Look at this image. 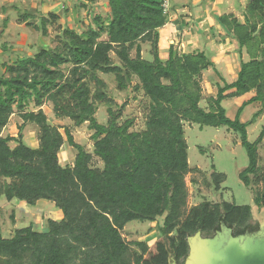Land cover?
<instances>
[{
  "label": "trees",
  "instance_id": "trees-1",
  "mask_svg": "<svg viewBox=\"0 0 264 264\" xmlns=\"http://www.w3.org/2000/svg\"><path fill=\"white\" fill-rule=\"evenodd\" d=\"M107 3L106 17L98 12L85 31L77 33L66 26L53 48L42 47L12 64L0 63V200L28 205L46 200L62 213L60 221H47L46 231H36L31 223L15 229L9 239L2 237L0 225V264H183L187 238L197 232L212 237L221 223L231 228L233 236L264 228L253 219L250 206L203 201L184 210L185 176L200 172L188 164L184 123L226 127L239 135L248 165L238 177L251 190L254 204L264 208V187L257 188L264 184L258 165L264 126L254 142L247 136V128L264 112V0H248L242 19L232 13L215 16L237 43L239 55L243 50L248 60L240 61L232 83L217 85L206 109L200 107L201 75L209 68L216 72L212 55L199 50L181 53L169 45L162 58L158 42L167 23L162 0ZM19 15L23 23L32 20L30 25L43 37L60 18L53 12L39 14L36 24L28 12ZM2 23L6 27L8 18ZM146 44L150 60L142 56ZM3 48L9 50L5 44ZM100 74L113 76L121 92L133 82V90L143 92L149 101L143 130L132 131L131 119L120 122L123 107L112 108L114 102ZM90 83L96 87L93 92ZM248 94L235 118L229 119L222 103ZM47 102L56 118L69 119L75 127L87 123L93 132L92 152L74 141L69 128L64 127L62 134L48 121L41 108ZM97 103L107 106L104 124L96 119ZM255 103L259 110L249 122H241L244 109ZM13 114L22 121L18 135L3 137ZM28 124L38 129L36 148L23 142L22 131ZM11 142L15 147H10ZM65 144L76 155L71 164L62 166L59 152ZM94 158L101 167L93 165ZM210 179L219 191L225 176L212 172ZM159 219L161 240L155 244V255L144 259L148 244L126 242L121 232L132 221ZM11 222L15 224L13 215Z\"/></svg>",
  "mask_w": 264,
  "mask_h": 264
},
{
  "label": "rangeland",
  "instance_id": "rangeland-1",
  "mask_svg": "<svg viewBox=\"0 0 264 264\" xmlns=\"http://www.w3.org/2000/svg\"><path fill=\"white\" fill-rule=\"evenodd\" d=\"M51 6L42 9L36 6L37 0H0V6H11L3 12L0 8V63H14L17 59L31 56L42 47L53 48L56 43L55 38L64 27L74 29L77 33L85 31L92 23V18L98 12L103 16L109 12L107 0H97L91 3L90 0H42ZM79 2H83L81 6ZM248 0H168L166 25L160 29L161 38L158 42L159 52L162 58H166L169 45L181 53H189L193 50H202L212 55L216 72L212 69L204 71L201 75L202 101L200 107L207 108V99L215 97L217 93L216 84L223 85L224 82L232 83L236 79L239 71L240 61H247L248 57L242 50L239 55L237 43L230 39L223 29L217 24L215 16L224 14H234L242 19L243 10ZM76 3V5H75ZM64 5V11L59 13ZM36 6V7H35ZM40 9V10H39ZM28 12L35 16L34 23L38 24L40 15H47L49 12L59 14V20L49 28L48 35L43 37L35 30L28 20L23 23V14ZM40 14V15H39ZM8 18V25L3 26L1 18ZM206 32H211L217 40L204 36ZM195 38V39H194ZM102 40H106L103 37ZM197 43H196V41ZM4 44L9 50H4ZM150 45H142V56L150 60ZM134 54V53H133ZM113 61L116 58L112 55ZM1 71V70H0ZM67 72V70L65 71ZM107 86V94L112 98L113 109L118 110L123 107L120 122L126 119L133 121L132 131L144 129L146 115L148 113L149 101L141 91H134L131 87L126 91H119L114 83L113 76L102 75ZM91 91L95 90L93 83H90ZM241 103L231 99L222 103L226 110V115L233 120L237 109ZM48 121L57 127L64 134L63 128L70 129L74 141L82 145L86 151L92 152L93 141L92 131L88 129L87 123L80 127H75L69 119H58L55 117L50 103H45L42 107ZM30 110H33L31 107ZM259 110V104L247 106L241 114V122H249L252 116ZM108 118L107 106L97 103L96 119L98 123L104 124ZM21 119L17 114H13L7 126L2 130L1 136L17 137L18 126ZM264 126V112L256 122L247 128V136L250 142H254ZM185 141L188 146V164L190 168H198L200 172L189 173L185 176V185L188 192L185 212L192 206L203 201L211 203L226 202L237 206H250L252 208L253 219L264 227V208H258L253 201V194L240 181L238 175L248 165V158L245 150L240 145L239 135L226 127L209 128L200 127L196 124L184 123ZM23 142L32 148L38 146V129L33 125H26L22 131ZM11 142L10 147H15ZM76 150L66 144L60 149L59 160L62 166L73 162ZM258 165L264 173V140L258 146ZM93 165L101 167L98 159H93ZM214 167V169H213ZM212 172L223 174L225 180L221 183L219 191H215L210 176ZM194 180L196 183H191ZM263 183L258 185V190H262ZM11 215L15 224L11 222ZM62 219V213L54 203L46 200H39L34 205L13 200L7 202L4 198L0 200V225L1 234L4 239L13 236L15 229L25 228L31 223L36 231H46L47 221ZM162 222L159 219L156 223L132 221L128 223L121 232L126 242L145 241L149 250L144 255V259H150L155 255V244L161 240L157 226ZM132 248H135L132 246Z\"/></svg>",
  "mask_w": 264,
  "mask_h": 264
},
{
  "label": "water",
  "instance_id": "water-1",
  "mask_svg": "<svg viewBox=\"0 0 264 264\" xmlns=\"http://www.w3.org/2000/svg\"><path fill=\"white\" fill-rule=\"evenodd\" d=\"M188 254L183 264H264V228L255 234L233 236L221 223L212 237L200 232L187 238Z\"/></svg>",
  "mask_w": 264,
  "mask_h": 264
},
{
  "label": "crops",
  "instance_id": "crops-1",
  "mask_svg": "<svg viewBox=\"0 0 264 264\" xmlns=\"http://www.w3.org/2000/svg\"><path fill=\"white\" fill-rule=\"evenodd\" d=\"M36 4V6L37 7H41L43 10L44 9H47L48 7H55L56 6V4H53L52 6H51V4H49L48 2H46V1H42V0H37V2L35 3ZM9 6V5H8ZM8 6H0V8H1V10L3 11V12H6L7 11V8H8ZM11 6V5H10ZM9 6V7H10ZM35 6V7H36ZM12 8H14V6H13V4H12V6H11ZM62 8H64V5L62 4ZM40 10V9H39ZM55 13V12H54ZM6 18V17H5ZM5 18H1V19H5ZM3 21V20H2ZM208 35H209V37H211V39H213V40H217V38H215L214 37V35L213 34H211V32H206L205 34H204V36H207L208 37ZM195 39V38H194ZM196 41V40H195ZM196 43H197V41H196ZM200 51H202V50H200ZM167 54V53H166ZM218 84H216V86H217ZM250 97V94H248V95H245V96H243V97H241V98H238V99H235V100H238L239 101V103H242V101L243 100H246L247 98H249ZM76 155V154H75ZM75 157V156H74ZM60 221V220H59Z\"/></svg>",
  "mask_w": 264,
  "mask_h": 264
},
{
  "label": "built area",
  "instance_id": "built-area-1",
  "mask_svg": "<svg viewBox=\"0 0 264 264\" xmlns=\"http://www.w3.org/2000/svg\"><path fill=\"white\" fill-rule=\"evenodd\" d=\"M162 7L164 8V11L166 12L168 9V0H162Z\"/></svg>",
  "mask_w": 264,
  "mask_h": 264
},
{
  "label": "flooded vegetation",
  "instance_id": "flooded-vegetation-1",
  "mask_svg": "<svg viewBox=\"0 0 264 264\" xmlns=\"http://www.w3.org/2000/svg\"><path fill=\"white\" fill-rule=\"evenodd\" d=\"M172 264H175L174 262Z\"/></svg>",
  "mask_w": 264,
  "mask_h": 264
}]
</instances>
